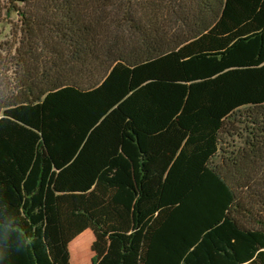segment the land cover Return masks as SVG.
<instances>
[{"label":"trees","instance_id":"trees-1","mask_svg":"<svg viewBox=\"0 0 264 264\" xmlns=\"http://www.w3.org/2000/svg\"><path fill=\"white\" fill-rule=\"evenodd\" d=\"M2 8L0 264H264V0Z\"/></svg>","mask_w":264,"mask_h":264},{"label":"rangeland","instance_id":"rangeland-1","mask_svg":"<svg viewBox=\"0 0 264 264\" xmlns=\"http://www.w3.org/2000/svg\"><path fill=\"white\" fill-rule=\"evenodd\" d=\"M3 0H0V30L2 31V36L0 39V43L2 42H10V30L9 27L7 25V23L5 22L4 16H3ZM93 241V234L90 230L85 231L76 242L71 244V253L72 256L75 255V253H78L79 250H81V247L83 249V255L87 257V262H88V256L90 255V244Z\"/></svg>","mask_w":264,"mask_h":264},{"label":"crops","instance_id":"crops-1","mask_svg":"<svg viewBox=\"0 0 264 264\" xmlns=\"http://www.w3.org/2000/svg\"><path fill=\"white\" fill-rule=\"evenodd\" d=\"M80 236H78L74 241H72L69 244L68 250H69V254H70V264H91V258H92L91 252H90V255L88 256V262H87V257L84 256L83 255V252L80 251V250H79L80 252L75 253V255L72 256V253H71V244L74 243V242H76Z\"/></svg>","mask_w":264,"mask_h":264},{"label":"bare ground","instance_id":"bare-ground-1","mask_svg":"<svg viewBox=\"0 0 264 264\" xmlns=\"http://www.w3.org/2000/svg\"><path fill=\"white\" fill-rule=\"evenodd\" d=\"M83 249H84V247H83V248L81 247L82 252H83ZM79 252H80V251H79Z\"/></svg>","mask_w":264,"mask_h":264}]
</instances>
